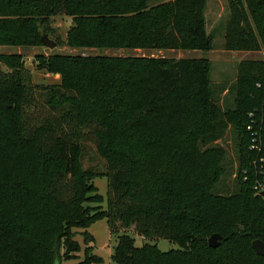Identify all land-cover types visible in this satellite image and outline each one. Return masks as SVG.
Segmentation results:
<instances>
[{"label":"trees","instance_id":"1","mask_svg":"<svg viewBox=\"0 0 264 264\" xmlns=\"http://www.w3.org/2000/svg\"><path fill=\"white\" fill-rule=\"evenodd\" d=\"M206 2L0 0V43L43 45L42 31L50 35L51 17L64 12L73 16L67 44L75 48L211 49ZM229 8L225 48L264 49V0H229ZM36 60L61 78L38 86L47 106L40 116L30 113L37 105L22 54H0V264L76 258L75 229L98 218L117 238L112 264H264L252 247L264 241V197L253 188V159L264 149L249 148L247 129L253 124L264 140V59L240 61L227 108L216 102L208 59L51 53ZM229 128L239 131V165L235 191L224 194L215 190L225 173L217 141ZM89 140L103 165L85 167ZM102 176L106 207L94 182ZM214 233L218 247L209 244ZM160 238L179 247L163 251ZM90 247L77 264L100 263Z\"/></svg>","mask_w":264,"mask_h":264},{"label":"rangeland","instance_id":"2","mask_svg":"<svg viewBox=\"0 0 264 264\" xmlns=\"http://www.w3.org/2000/svg\"><path fill=\"white\" fill-rule=\"evenodd\" d=\"M168 1V0H159ZM156 3V2H153ZM230 14L229 0H207L205 17L207 33L213 35L211 49H129V48H98V47H80L75 48L67 44V35L70 27L73 25V16L67 15L64 12H59L51 17L52 32L50 38L59 44L55 48H49L43 45H11L8 43H0V54L19 53L23 56V61L26 68L32 74L33 93L35 104L37 107L30 109L32 116L44 115V110L47 109L44 103V96L41 95L40 85H49L59 83L61 78L59 75L47 72L44 69H39L36 60L37 54L51 53H68V54H108V55H154L173 58H190L208 59L211 63L210 78L215 94L216 102L222 108L234 106V94L232 87L237 77V68L240 61L245 59H264V49L258 51H242L228 50L225 48V33L226 23ZM4 69L6 67H3ZM37 86V87H36ZM41 92V93H40ZM233 102V103H232ZM248 129V128H247ZM239 131L229 128L227 134L217 144L225 150L224 166L225 173L215 190L220 193L229 194L234 192L237 183L236 176L238 170V155H239ZM103 165V161L96 151V144L93 140L87 141L86 155L84 157L85 167L92 165ZM99 192L105 196L103 206H107V179L106 177H96L94 180ZM8 229L3 227V230ZM75 239L79 243L80 250L77 252V257L69 260H63L62 264H77L84 260L87 256V246L90 247V254L97 255L101 258L99 264H112V254L114 246L117 243L116 236L110 233L108 222L105 218H98L93 221L87 228L75 229ZM88 232L93 240L89 242L85 239L84 232ZM130 233L135 237L136 245L140 246L144 243L142 236L136 234L133 230ZM159 248L163 251L172 248H178V244L164 238L157 241ZM64 248H61V253H64Z\"/></svg>","mask_w":264,"mask_h":264},{"label":"built area","instance_id":"3","mask_svg":"<svg viewBox=\"0 0 264 264\" xmlns=\"http://www.w3.org/2000/svg\"><path fill=\"white\" fill-rule=\"evenodd\" d=\"M253 115L254 113H250L251 117H253ZM247 128H248V131H250L252 135V140H251L249 148L253 151H257L259 155V153L264 149V140L261 138L260 132H258L257 130H254L253 124H249ZM253 163L256 166V173H255V180H254L253 188L258 194L261 195V192L264 191V155H259V157L254 158ZM245 174H246V170H244V175ZM247 178H248V175L246 174L244 176V179L246 180Z\"/></svg>","mask_w":264,"mask_h":264},{"label":"water","instance_id":"4","mask_svg":"<svg viewBox=\"0 0 264 264\" xmlns=\"http://www.w3.org/2000/svg\"><path fill=\"white\" fill-rule=\"evenodd\" d=\"M41 41L42 43L49 47V48H55L57 46V42L50 38L49 34L46 33L45 31H42L41 33ZM261 195L264 197V191L261 192ZM222 236L219 233H214L210 238H209V244L212 247H218L221 243ZM252 247L256 254L260 256H264V241L261 239H255L252 242Z\"/></svg>","mask_w":264,"mask_h":264}]
</instances>
